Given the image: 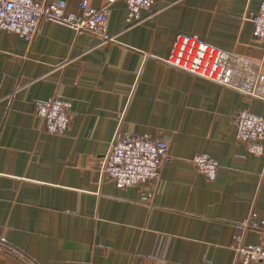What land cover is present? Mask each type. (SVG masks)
<instances>
[{
    "label": "crops",
    "instance_id": "0c3cea01",
    "mask_svg": "<svg viewBox=\"0 0 264 264\" xmlns=\"http://www.w3.org/2000/svg\"><path fill=\"white\" fill-rule=\"evenodd\" d=\"M61 1L106 8L115 40L51 20L0 32V264H242L238 247H264V155L237 118L264 117V101L166 59L179 34L264 54L250 19L262 0H153L137 22L125 0ZM52 97L69 103L63 134L36 112ZM117 133L170 143L156 180L101 178ZM196 155L217 161L214 179Z\"/></svg>",
    "mask_w": 264,
    "mask_h": 264
},
{
    "label": "built area",
    "instance_id": "2783aa9c",
    "mask_svg": "<svg viewBox=\"0 0 264 264\" xmlns=\"http://www.w3.org/2000/svg\"><path fill=\"white\" fill-rule=\"evenodd\" d=\"M132 22L141 20L143 8L153 0H125ZM66 1L48 3L45 0H0V32H15L33 37L43 21L67 25L77 33L101 37L100 44L115 40L105 28L109 19L106 8L93 9L85 1L78 13H67ZM254 34L264 47V0L256 15L250 18ZM166 61L180 69L200 75L223 86L235 89L252 98L264 101V54L237 47L219 48L195 37L179 34L175 37ZM36 112L45 128L53 134H63L71 121L69 103L55 97L41 101ZM237 137L248 151L264 155V117L242 110L237 118ZM172 158L170 143L162 138L117 133L107 151L98 160V172L114 181L118 187L147 185L159 177L162 164ZM193 162L209 179H214L217 161L196 155ZM264 182V167L261 173ZM237 257L242 264H264V247L240 246Z\"/></svg>",
    "mask_w": 264,
    "mask_h": 264
}]
</instances>
